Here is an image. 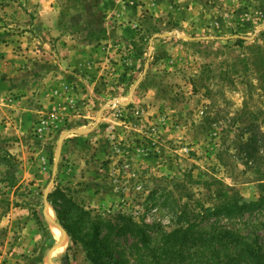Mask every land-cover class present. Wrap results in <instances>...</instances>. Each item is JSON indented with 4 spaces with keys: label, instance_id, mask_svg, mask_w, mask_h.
<instances>
[{
    "label": "rangeland",
    "instance_id": "obj_1",
    "mask_svg": "<svg viewBox=\"0 0 264 264\" xmlns=\"http://www.w3.org/2000/svg\"><path fill=\"white\" fill-rule=\"evenodd\" d=\"M251 124L264 135V0H0V264L43 263L48 207L89 264L66 202L101 218L108 264H183L109 226L163 248L178 204H258ZM239 212L190 222L264 246V211Z\"/></svg>",
    "mask_w": 264,
    "mask_h": 264
},
{
    "label": "trees",
    "instance_id": "obj_2",
    "mask_svg": "<svg viewBox=\"0 0 264 264\" xmlns=\"http://www.w3.org/2000/svg\"><path fill=\"white\" fill-rule=\"evenodd\" d=\"M263 145L264 135H262L253 124L248 126L240 138L238 147L243 162L246 165L251 163L252 165L260 166L263 159ZM261 181L262 182L259 184L260 197L258 204L240 203V199L235 200L234 198H230L219 204L215 203L213 208H205L202 206L199 210H191L188 204L185 203L176 205L173 210V220H176L177 228L165 235L166 244L163 248L160 246L151 247L154 241L153 237L149 233H144L131 218L122 217L121 220L128 221H125L119 226L110 225L108 236L114 232L120 234L122 231L140 235L141 242L143 243L142 246L149 249L154 258H156L162 250L165 253H169L170 256H173L171 252H174L175 256H173V258H180L182 260H184L183 257L186 259L189 258V261L187 260L183 264H264V246H260L256 243H249L232 230H223L220 232V235L208 236L200 231L194 230V224L190 222V220H205L209 216L221 212L222 210H225L229 215L235 211L243 213L246 210L249 211L255 208H261L264 211V179ZM50 198L53 199L52 205L58 219L64 220L60 208L57 207V203L60 200H63L65 204L66 198L64 193L57 188L50 195ZM65 205L70 206V211H74L75 209V220L78 221L76 224H79L81 228L79 234L76 233V230L75 233H73L72 230L67 228L71 234V241H73L75 245L82 247L89 264H108L104 260L103 253V249H105V238H101L103 224L101 221H96L101 220V218H92L90 212L84 210L76 203L68 205V202H66ZM87 230L88 232L84 233V231ZM218 245L222 246L223 251L222 248L216 249ZM70 248L71 246L69 249ZM184 248H199V250L202 249L203 254L202 252H197L194 254L188 253L182 255L179 251ZM220 256H222V260ZM66 264H72L68 256L66 257Z\"/></svg>",
    "mask_w": 264,
    "mask_h": 264
},
{
    "label": "crops",
    "instance_id": "obj_3",
    "mask_svg": "<svg viewBox=\"0 0 264 264\" xmlns=\"http://www.w3.org/2000/svg\"><path fill=\"white\" fill-rule=\"evenodd\" d=\"M51 211L53 210L49 208L46 210L48 217V220H46L47 234L44 237L45 249L43 251L44 259L42 264H66V257L69 251V238L63 227L57 223L54 212L53 218H51ZM54 228L59 231V238L53 232Z\"/></svg>",
    "mask_w": 264,
    "mask_h": 264
},
{
    "label": "bare ground",
    "instance_id": "obj_4",
    "mask_svg": "<svg viewBox=\"0 0 264 264\" xmlns=\"http://www.w3.org/2000/svg\"><path fill=\"white\" fill-rule=\"evenodd\" d=\"M56 236L59 238V236H60V233H56Z\"/></svg>",
    "mask_w": 264,
    "mask_h": 264
},
{
    "label": "water",
    "instance_id": "obj_5",
    "mask_svg": "<svg viewBox=\"0 0 264 264\" xmlns=\"http://www.w3.org/2000/svg\"><path fill=\"white\" fill-rule=\"evenodd\" d=\"M48 208H49V207H48ZM47 218H48V217H47V213H46V220H48Z\"/></svg>",
    "mask_w": 264,
    "mask_h": 264
}]
</instances>
